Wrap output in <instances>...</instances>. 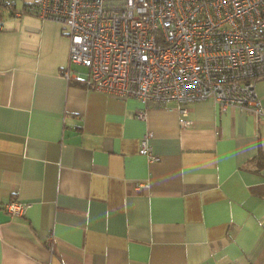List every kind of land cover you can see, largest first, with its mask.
<instances>
[{"label": "crops", "instance_id": "obj_1", "mask_svg": "<svg viewBox=\"0 0 264 264\" xmlns=\"http://www.w3.org/2000/svg\"><path fill=\"white\" fill-rule=\"evenodd\" d=\"M12 4L0 8V264H264V76L261 114L207 99L183 104L181 127L175 101L97 91L75 65L66 79L68 29ZM11 201L30 207L12 216Z\"/></svg>", "mask_w": 264, "mask_h": 264}, {"label": "built area", "instance_id": "obj_2", "mask_svg": "<svg viewBox=\"0 0 264 264\" xmlns=\"http://www.w3.org/2000/svg\"><path fill=\"white\" fill-rule=\"evenodd\" d=\"M22 1L13 15L30 12L68 29L66 79L69 66H80L97 91L175 101L181 127L190 124L183 104L207 99L262 113L254 82L264 76V0ZM139 152L158 160L146 140ZM29 207L6 204L12 216Z\"/></svg>", "mask_w": 264, "mask_h": 264}, {"label": "rangeland", "instance_id": "obj_3", "mask_svg": "<svg viewBox=\"0 0 264 264\" xmlns=\"http://www.w3.org/2000/svg\"><path fill=\"white\" fill-rule=\"evenodd\" d=\"M27 2H30L31 0H26ZM17 3H20L19 1H17ZM76 70L80 71V72H85V69L82 67H76Z\"/></svg>", "mask_w": 264, "mask_h": 264}, {"label": "trees", "instance_id": "obj_4", "mask_svg": "<svg viewBox=\"0 0 264 264\" xmlns=\"http://www.w3.org/2000/svg\"><path fill=\"white\" fill-rule=\"evenodd\" d=\"M0 8H1V5H0Z\"/></svg>", "mask_w": 264, "mask_h": 264}]
</instances>
